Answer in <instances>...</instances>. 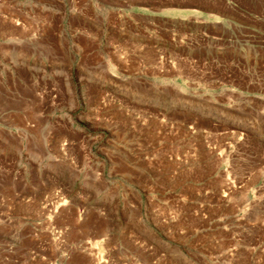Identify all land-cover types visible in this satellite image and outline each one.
I'll return each mask as SVG.
<instances>
[{"label":"rangeland","instance_id":"374dc122","mask_svg":"<svg viewBox=\"0 0 264 264\" xmlns=\"http://www.w3.org/2000/svg\"><path fill=\"white\" fill-rule=\"evenodd\" d=\"M0 264H264V0H0Z\"/></svg>","mask_w":264,"mask_h":264}]
</instances>
